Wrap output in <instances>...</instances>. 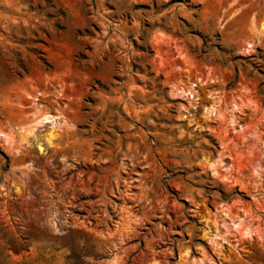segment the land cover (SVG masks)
<instances>
[{
    "label": "rangeland",
    "instance_id": "obj_1",
    "mask_svg": "<svg viewBox=\"0 0 264 264\" xmlns=\"http://www.w3.org/2000/svg\"><path fill=\"white\" fill-rule=\"evenodd\" d=\"M72 262L264 264V0H0V264Z\"/></svg>",
    "mask_w": 264,
    "mask_h": 264
},
{
    "label": "trees",
    "instance_id": "obj_2",
    "mask_svg": "<svg viewBox=\"0 0 264 264\" xmlns=\"http://www.w3.org/2000/svg\"><path fill=\"white\" fill-rule=\"evenodd\" d=\"M236 79V78H235ZM221 192V195L222 196H226V193H224L223 191H220ZM70 261H73L72 259H70ZM71 264H73V262L71 263Z\"/></svg>",
    "mask_w": 264,
    "mask_h": 264
}]
</instances>
